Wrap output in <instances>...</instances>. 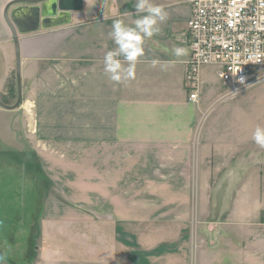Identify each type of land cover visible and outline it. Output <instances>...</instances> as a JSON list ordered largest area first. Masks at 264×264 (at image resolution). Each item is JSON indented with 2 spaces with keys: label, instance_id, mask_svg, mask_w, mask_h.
I'll return each instance as SVG.
<instances>
[{
  "label": "crops",
  "instance_id": "1",
  "mask_svg": "<svg viewBox=\"0 0 264 264\" xmlns=\"http://www.w3.org/2000/svg\"><path fill=\"white\" fill-rule=\"evenodd\" d=\"M22 1L32 0H0L2 52L15 50L4 11ZM137 2L81 0L69 25L18 36L19 83L16 70L0 78L8 107L0 106V251L3 235L14 245L18 233L32 235L36 162L57 195L47 194L43 223H89L91 239L81 230L55 236L94 241L96 264H264V149L252 139L264 127V79L227 97L214 68L203 67L189 100L191 11L184 0H152L168 12L162 32L145 40L133 79L112 81L109 33L116 19L135 26ZM174 46L187 55L174 57ZM36 194L43 201V189ZM130 227L139 251L150 250L149 231L152 256L130 258L121 244Z\"/></svg>",
  "mask_w": 264,
  "mask_h": 264
},
{
  "label": "built area",
  "instance_id": "2",
  "mask_svg": "<svg viewBox=\"0 0 264 264\" xmlns=\"http://www.w3.org/2000/svg\"><path fill=\"white\" fill-rule=\"evenodd\" d=\"M190 57L185 85L189 100H197L199 71L214 68L227 97L243 93L264 79V0H184ZM258 51L256 59L250 53ZM243 80V83L240 81Z\"/></svg>",
  "mask_w": 264,
  "mask_h": 264
},
{
  "label": "rangeland",
  "instance_id": "3",
  "mask_svg": "<svg viewBox=\"0 0 264 264\" xmlns=\"http://www.w3.org/2000/svg\"><path fill=\"white\" fill-rule=\"evenodd\" d=\"M15 53V50L12 52L9 50H6L5 52L0 51V78L3 75L4 72H8V69L16 70V58H13V54ZM15 56V55H14ZM14 59V62H13ZM262 68H253L252 71L254 73L261 72ZM14 82L11 81L10 85L8 86V89L10 86L13 87ZM34 170V206L35 208L39 209V212H35V223L32 224V235L31 237L28 236V239L26 240L25 232L18 233L16 235V244H12L6 241L7 237L3 235V243L1 246L0 254H3L6 256V264H96L94 261V258H92V250L90 246L93 245L91 241L85 242L87 237L91 239L93 231L90 228L89 223H81V226H77L76 224L72 227L68 226L66 223H60L57 226H54L53 223L50 225V230L46 228L47 223H43L42 221V205L45 204V200L47 198V194L49 195V198H56V192L54 190V187L47 181L45 176H43L42 172L39 169V166L36 162H34L32 165ZM38 189H43L45 195L43 201L40 200L39 197H37L36 191ZM135 202H138V197H134ZM98 228L102 230L104 233H109V229H107V226L101 225V223H97ZM104 224V223H103ZM57 225V224H56ZM56 227V228H55ZM30 225H28L27 232H29ZM56 229L57 231L61 230L62 232L68 231L73 238H75V235L78 233V231H82V234L87 236L83 241H80L79 239V245H75V241L72 242L71 238L61 236L57 237L56 235ZM133 231V235L131 231ZM136 231H139L130 227L122 229V235L124 236V241L128 242L126 244L121 243L123 246L127 247L129 246V255L130 258L135 257L136 260L141 258V255H150L152 256V237L147 230V235L145 237V241H147L149 245V241L151 242L150 250L144 251V250H138L136 244L134 243V239L136 236ZM129 234V235H127ZM122 235L119 236V238H122ZM45 238V241L43 239ZM144 238V237H143ZM122 241V239H121ZM92 243V244H91ZM91 244V245H90ZM95 248V243H94ZM64 249V251H62ZM60 250V251H59ZM106 251H105V245L104 244H97V256L99 258H102L103 261H105L106 257ZM121 256V252L120 255Z\"/></svg>",
  "mask_w": 264,
  "mask_h": 264
},
{
  "label": "clouds",
  "instance_id": "4",
  "mask_svg": "<svg viewBox=\"0 0 264 264\" xmlns=\"http://www.w3.org/2000/svg\"><path fill=\"white\" fill-rule=\"evenodd\" d=\"M135 12L139 18L135 21L134 27L126 25L121 19H116L109 33L116 48L106 53L103 61L104 71L117 84L134 78L136 65L144 56L145 40L161 34L160 25L168 19V12L165 8L154 4L152 0H138L135 4ZM180 39L181 37L178 36L177 40ZM171 52L177 59L187 55V49L180 46H174ZM258 56V51L250 53V59H256ZM151 63L155 67L161 64V61L154 59ZM165 63L171 64L174 61ZM240 83H243V80ZM252 139L258 147L264 149V127L258 125L252 134ZM208 227L211 229L213 225L210 224ZM0 264H6V256L3 254H0Z\"/></svg>",
  "mask_w": 264,
  "mask_h": 264
},
{
  "label": "water",
  "instance_id": "5",
  "mask_svg": "<svg viewBox=\"0 0 264 264\" xmlns=\"http://www.w3.org/2000/svg\"><path fill=\"white\" fill-rule=\"evenodd\" d=\"M14 4L17 5L13 6L10 12H8L9 6L5 9L4 18L15 45L16 76L19 83L18 36L69 25L71 12L81 9V0H32L16 2L12 5ZM0 106L8 108L1 101Z\"/></svg>",
  "mask_w": 264,
  "mask_h": 264
}]
</instances>
